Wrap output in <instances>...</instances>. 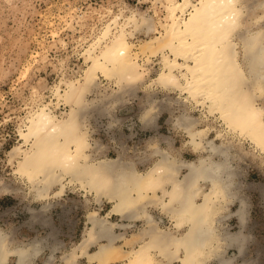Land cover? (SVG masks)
Returning a JSON list of instances; mask_svg holds the SVG:
<instances>
[{"label": "bare ground", "instance_id": "1", "mask_svg": "<svg viewBox=\"0 0 264 264\" xmlns=\"http://www.w3.org/2000/svg\"><path fill=\"white\" fill-rule=\"evenodd\" d=\"M152 4L151 14L134 10L124 14L121 5L99 30L88 37L80 35L85 41L81 74L51 89L56 103L62 101L68 109L58 116L49 102L29 108L18 125L19 140L7 154L16 161L14 169L36 185L37 197H45L59 173H67L85 189L112 199L105 214L96 209L87 214L78 247L88 259L99 264H109L113 257L121 260L118 264H159L161 256L175 257L177 264H206L211 254L227 245L243 249L241 231L228 233L219 226L224 216L232 214L225 202L239 200L233 214L240 219V227L246 215L245 200L236 193L229 140L206 136V128L192 127L195 120L183 114L187 142L197 152L193 159L161 153L142 172L125 168L120 155L96 159L87 151L85 94L96 88L100 76L113 81L118 92L137 83L176 89L204 107L202 117L219 118L231 135H241L264 152V106L258 102L264 92V0H152ZM105 12L100 9L98 14ZM139 31L146 37L135 42L132 38ZM153 56L158 67L145 80L148 66L139 59ZM219 136L223 133L218 130ZM180 168L185 172L178 175ZM148 200L163 203L166 212L160 203L157 206L170 226L149 210L137 212ZM113 212L130 225L134 219L143 220L144 226L132 233L139 234L138 244L121 246L129 238L115 230L109 219ZM93 243L96 248L88 250ZM41 250L38 241L10 245L0 231V264H31ZM115 252L120 254L111 256ZM8 255L14 257L10 263ZM69 255L66 264L73 262L75 252ZM220 262L226 260L220 258Z\"/></svg>", "mask_w": 264, "mask_h": 264}, {"label": "rangeland", "instance_id": "2", "mask_svg": "<svg viewBox=\"0 0 264 264\" xmlns=\"http://www.w3.org/2000/svg\"><path fill=\"white\" fill-rule=\"evenodd\" d=\"M121 5H124V14H130L131 10L137 14L153 12L152 0H0V231L10 245H27L34 241L42 245L31 264H66L71 252H75L71 264H99L96 259H88L78 243L88 224L87 214L93 209L105 214L113 205L112 199L85 189L77 179L70 180L67 173H59V179L50 184L48 194L37 197L36 185L14 169L16 161L9 160L7 150L18 142V125L29 108L49 102L58 116L68 109L62 101L56 103L52 87L61 84V80L79 77L85 66L80 55L85 41L80 35L88 37L99 30L106 17L118 12ZM100 9L106 11L103 16L98 14ZM140 37H146L143 31L136 32L132 40L138 42ZM139 61L149 68L145 76L148 80L156 72L157 59L140 57ZM117 92L113 81L100 76L96 88L85 94L87 108L83 122L88 130L89 154L96 159L120 155L125 168L140 172L161 153L168 152L183 159L175 147L182 146L183 136L188 139L183 114L190 115L195 120L192 127L206 128V136L229 140L227 143L234 155L236 193L239 199L245 200L246 206L249 204V211L245 206V214L250 215V221L246 218L240 227L235 214L237 222L231 231L245 235L243 247L251 237L247 251L249 262L264 264V152L241 135H231L219 118L202 117L204 107L176 89L137 83L119 91L120 94ZM258 102L264 106V92ZM153 121L160 125H142ZM218 130L223 137L216 138ZM167 136L175 138L176 143L172 138L166 139ZM239 169L247 171L245 178L252 182L251 187L246 186V195L237 181ZM183 172L185 169L180 168L178 175ZM62 181L64 186L60 187ZM237 202L239 204V200ZM158 203L162 205V212H166L160 200L142 202L136 210H149L166 221L168 217L158 206L154 207ZM42 204L45 205L42 207ZM237 209L238 205L230 211L233 214ZM109 219L115 223L116 231H123L129 238L121 242L122 247L138 244L139 234L132 233L144 226L143 220L134 219L130 225L129 220L115 212ZM121 223L129 225L118 226ZM166 225L170 226V221ZM219 226L230 229L224 220ZM95 248L96 243H93L88 250ZM236 249L240 253L238 246ZM119 254L115 252L111 256ZM13 258L8 255L7 261L10 263ZM116 258L107 263H120ZM158 258L159 264L178 263L175 257Z\"/></svg>", "mask_w": 264, "mask_h": 264}, {"label": "crops", "instance_id": "3", "mask_svg": "<svg viewBox=\"0 0 264 264\" xmlns=\"http://www.w3.org/2000/svg\"><path fill=\"white\" fill-rule=\"evenodd\" d=\"M145 126H149V127H156L160 124H158L157 122L153 121L150 122L148 124H143ZM165 137V136H164ZM172 138V137H171ZM170 137H166V139H171ZM160 139H162V137H160ZM171 140H174V142L176 143V139L172 138ZM217 140V139H215ZM218 141V140H217ZM176 150H178L179 155H181V157L185 158V159H189V158H193L195 156V154L197 152H194L191 149V146L188 144L187 139L183 136V142H182V146L181 147H175ZM218 155H214V158H217ZM247 171L245 170H238L237 172V181L238 183L241 185L242 189H243V193H245L246 195V186L251 187L252 182L251 181H247V178H245V173ZM247 201V200H246ZM225 207L230 209H233L235 206L238 205V202L234 199L233 201H228L225 202ZM154 206V204H153ZM157 205H155L154 207H156ZM160 208V206H158ZM247 211H249V204L247 203ZM157 209V208H155ZM161 209V208H160ZM227 216V217H226ZM221 219V222H223V220L225 221V224H228L230 229L228 227L226 228V231H228V233H231L233 231L232 230V226L235 222H237V217L235 214H230L229 216L226 215ZM247 218V222L250 221V215L247 213V216H244V224ZM240 220V219H239ZM169 222V220H166ZM251 234H248V236H250ZM251 238V237H250ZM250 238L247 240V242H244V247L242 252H238V250L236 249L235 244H230L227 245L226 247H224L222 250H219L217 252H214L213 254H211V257L208 258L206 264H250L249 259H248V246L250 244ZM220 258H224L226 260L225 263H221L220 262ZM10 261V259H9ZM175 262V261H174ZM211 262V263H210Z\"/></svg>", "mask_w": 264, "mask_h": 264}]
</instances>
